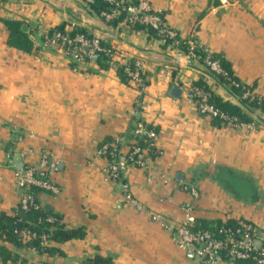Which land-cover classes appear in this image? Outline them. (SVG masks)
<instances>
[{
    "label": "crops",
    "instance_id": "1",
    "mask_svg": "<svg viewBox=\"0 0 264 264\" xmlns=\"http://www.w3.org/2000/svg\"><path fill=\"white\" fill-rule=\"evenodd\" d=\"M147 1L180 38L223 54L240 82L264 97V0ZM6 20L30 24L32 51L8 43ZM110 22L86 0H0V210L12 212L21 202L17 171L39 168L46 155L56 167L44 178L60 191L42 188L39 204L59 212L68 227L87 228L82 239L53 243L63 254L23 250L17 262L0 258V264H84L98 252L114 264H204L151 215L175 226L186 204L199 220L246 218L264 231V112L245 108L255 128L214 125L189 94L195 82L203 79L234 104L242 100L204 60L165 46L147 28ZM61 24L109 45L116 52L109 67L94 61L74 70L62 47L48 41L50 29ZM137 60L143 88L118 74L119 66ZM139 122L156 129L160 152L146 168L130 166L122 174L142 211L126 200L122 181L110 178L113 159L100 153L112 137L125 159Z\"/></svg>",
    "mask_w": 264,
    "mask_h": 264
},
{
    "label": "built area",
    "instance_id": "2",
    "mask_svg": "<svg viewBox=\"0 0 264 264\" xmlns=\"http://www.w3.org/2000/svg\"><path fill=\"white\" fill-rule=\"evenodd\" d=\"M94 0H86L90 4ZM112 4L110 10L101 12V16L106 20L111 21L125 12V22L132 26L136 23H142L151 26L157 30L164 43L168 42L171 47H179L181 43L187 44L189 51L187 56L191 59L197 58L196 49H202L195 38L182 39L179 37L176 30L169 27L165 18L160 11L153 10L147 0H106ZM75 24H72L74 27ZM49 42L61 46L74 70H80L84 66L94 62V57L98 52H106L111 59L115 58L116 52L102 45V41L94 36L89 37L84 33H78L75 36H69L61 32H56L52 37H49ZM206 52L204 63L208 70L216 75L227 76V72L221 66L218 59L214 58V54L209 50L203 49ZM126 71L130 77V81L136 86L144 87L143 64L137 60L134 67L125 64ZM213 93L212 89L206 91L204 88L192 85L189 91L190 96L196 101L200 112L206 116L228 119V116L210 103L209 98ZM244 97H258L247 88ZM138 105L141 102L138 101ZM230 124L234 126L248 125L255 128L256 123H240L236 118L232 119ZM149 124L144 122L137 123L135 134L139 137L147 138V145L141 146L139 139L136 137L130 146L125 159H119L120 153L118 150L112 151L110 154L113 160L109 163V176L112 180L122 181L123 195L131 202L134 208L142 211V205L134 198L128 183L123 182L122 174L128 170L130 166L146 168L152 156L160 153L156 146L157 132L154 128L148 127ZM101 154H108V144L104 145L100 150ZM49 167L55 168V163L49 161V158L44 155L40 167L29 166L26 169L17 171V188L21 193V204L24 208L30 206L39 207L40 204L36 201L33 194L29 193L26 187L36 185L53 193H59V187L44 178ZM40 175V177L38 176ZM193 196L198 197V191L191 186H185ZM152 218L162 223L170 232L173 241L180 248L192 251L198 256L204 264H264V231L255 225L252 221L246 218H236L234 224H229V220H222L220 225L214 224L213 227L203 228L198 225V218L195 215L194 208L190 204L182 207L181 217L177 224L172 226L160 214H151ZM23 241H27L31 236H34L30 230H22L20 232ZM45 243L48 242L44 236ZM37 252L35 248L31 249ZM21 263V262H20ZM19 263V264H20ZM22 264H31L23 263Z\"/></svg>",
    "mask_w": 264,
    "mask_h": 264
},
{
    "label": "trees",
    "instance_id": "3",
    "mask_svg": "<svg viewBox=\"0 0 264 264\" xmlns=\"http://www.w3.org/2000/svg\"><path fill=\"white\" fill-rule=\"evenodd\" d=\"M112 6L113 5L106 0H94L90 4V8L100 15L102 11L110 10ZM125 16L126 13L122 12L118 18L111 20L110 23L117 25L125 18ZM5 24L9 30L8 43L11 46L26 52L32 51L33 41L30 36V24L23 20H6ZM132 27L135 29L147 28L150 37L160 36L156 29L139 22L132 25ZM56 32L68 34L71 37L78 33H84L91 37V35L83 28H76L70 31L67 30L66 24H61L50 29L49 35L52 37ZM102 45L106 47L109 46L104 42H102ZM167 45L168 42L165 43V46ZM179 47L185 52L189 51L187 44L181 43ZM196 52L201 60L205 59L206 52L204 50L196 49ZM214 58L220 61L221 66L227 72V76L217 75V77L222 83H225L235 95L241 98L242 106L224 100L222 97L212 93L209 98L210 103L228 116V119L221 118L220 116L211 117L213 124L216 126L228 125L234 118L240 123L255 122L245 108L250 107L252 109H260L264 112V97H254L253 99L250 97H244V93L249 87L242 84L235 76L231 63L223 54H214ZM93 59L98 62L102 68H108L112 61L111 57L106 52H98ZM128 65L134 67V62L129 61ZM118 74L122 80L128 81L130 79L125 65L119 66ZM194 85L204 88L206 91L210 90L209 86L203 79L195 82ZM148 127L154 128L150 125H148ZM136 137L139 139L141 146L147 145V138L145 136L138 137L135 134V128H133L130 133V138L134 139ZM106 144H108V155L111 157L110 159H113L110 153L114 150H118L119 146L116 145L114 138L112 137L106 138L101 143V148ZM25 190L33 194L38 202L36 196L37 193L42 190L41 187L32 185L26 187ZM234 222V220H229V224H234ZM221 223L222 221L211 223L198 219V225L203 228H210L213 227L214 224L220 225ZM22 230H30L34 236H31L27 241H23L20 234ZM86 234L87 228L85 226L68 227L63 221V216L59 212L50 208H45L41 205L39 207L30 206L26 209L20 203L12 212L0 210V239L5 242V244H0V258L4 263L9 261L17 262L21 257V252L23 250H31L32 248H35L38 253H48L50 255L63 254V250L59 246L53 245V243H65L73 239H82ZM44 236H46V239L48 240L47 243H45ZM84 264H114V259L112 256H105L98 252L94 256L87 257L84 260Z\"/></svg>",
    "mask_w": 264,
    "mask_h": 264
},
{
    "label": "water",
    "instance_id": "4",
    "mask_svg": "<svg viewBox=\"0 0 264 264\" xmlns=\"http://www.w3.org/2000/svg\"><path fill=\"white\" fill-rule=\"evenodd\" d=\"M180 88L178 87V86H175L174 87V94H175V96H178L179 95V93H180Z\"/></svg>",
    "mask_w": 264,
    "mask_h": 264
}]
</instances>
